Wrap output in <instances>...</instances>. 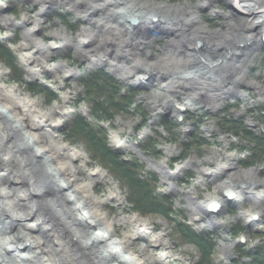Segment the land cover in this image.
I'll return each instance as SVG.
<instances>
[{
	"label": "rangeland",
	"instance_id": "obj_1",
	"mask_svg": "<svg viewBox=\"0 0 264 264\" xmlns=\"http://www.w3.org/2000/svg\"><path fill=\"white\" fill-rule=\"evenodd\" d=\"M135 1L141 4L131 9L120 3L103 25L117 22L134 28L142 21L145 24L134 29V34L116 36L119 46L110 47L111 56L105 57L101 49L110 44H100L107 33L83 13L64 3H52L42 17L41 36L43 43L60 47L46 60L47 68L61 64L64 72L51 74L37 63L33 69L40 75L36 77L22 60L25 28L16 26L6 33L1 21L5 16L33 20L40 2L0 0L5 3L0 15V50L14 62L0 53V69L5 72L2 84L15 87L48 113L56 107L67 111L54 135L84 156L87 167L81 181L85 182L87 172L103 174L92 191L102 200L101 214L114 224V237L131 231L122 220L138 217L148 223L147 234L131 241L133 251L157 257L163 250L150 240L163 234L170 253L167 264H198L202 258L185 242L193 236L212 240L211 256L204 255L208 264L213 260L215 264H253L254 260L261 264L264 161H253L264 156V45L244 41L249 34L240 28L242 15L224 0ZM157 6L163 9L152 10ZM157 17L164 24L154 20ZM135 18L137 23L130 26ZM55 31L61 34L58 39L50 36ZM87 34L99 45L92 52L77 46L79 37ZM198 36L204 44L195 41ZM113 51L119 60L113 58ZM135 58L149 59L151 67L134 68L137 78L130 74L122 78V73L137 65ZM107 79L116 82V93ZM129 96L133 98L126 106L129 113L112 110L110 105L121 106L120 99ZM80 118L102 130L107 147L117 156L103 154L79 139L73 125ZM225 118L241 122L250 137L243 133L235 137L233 131L219 127ZM257 141L262 153H256ZM227 181L249 190L228 198L218 188ZM110 189L117 197H107ZM210 193L217 194L222 208L211 217L204 207L195 219L194 205L201 206ZM225 248H229L226 257Z\"/></svg>",
	"mask_w": 264,
	"mask_h": 264
},
{
	"label": "bare ground",
	"instance_id": "obj_2",
	"mask_svg": "<svg viewBox=\"0 0 264 264\" xmlns=\"http://www.w3.org/2000/svg\"><path fill=\"white\" fill-rule=\"evenodd\" d=\"M38 1L40 8L35 19L22 17L20 20H12L5 16L1 21L6 33L16 26L25 28L21 45L22 60L36 77L40 75L38 70L33 69L37 63L45 66L46 71L51 74L64 70L61 64L47 68L46 60L60 47H56L55 43H43L41 36L42 17L52 3H64L63 5L78 11L77 13H83L103 33H107L106 39L100 44H110L101 49L104 57L111 56L110 47L119 46L120 40L116 36L122 33L134 34V29L145 24L142 21L134 28L118 26L117 22L103 25L120 3L130 6V9L140 6L141 3L135 0ZM224 1L233 11L242 15L240 28L245 30V34H249L244 41L264 45V2ZM150 7L148 9H152ZM4 8L5 3L0 2V15ZM160 9L163 7L157 6L152 10ZM130 14L134 16V13ZM131 20L128 24L134 26L137 19L135 18L136 23H131ZM154 20L164 24L159 17ZM29 22L30 27L26 28ZM60 35L57 31L50 33L54 39H58ZM201 38L198 36L195 41L204 44ZM65 43L73 42L67 40ZM85 43H89L87 47L90 48ZM77 46L81 51L92 52L94 46L99 45H94L93 37L87 34L84 38L79 37ZM118 51H122V48L119 47ZM174 51L172 48L171 52ZM112 54L113 58L120 59L115 56L114 51ZM174 56L179 59L182 57L178 53ZM134 61L137 65L129 73H122V78L129 74L131 78H137L134 68L142 67L146 70L151 67L147 58L141 61L135 58ZM4 75L5 72L0 69V264H167L170 253L166 251L168 244L163 234H155L150 240L151 244L164 251L157 257L141 256L130 248L134 238H143L147 234L148 223L145 220L138 217L122 220L121 223L130 225L131 231L120 238L114 237V224L101 214L102 200L94 196L92 191L95 182L103 180V174L99 171L87 172V181H81L87 167L84 156L78 150L61 144L60 138L54 135L61 123L59 119H65L67 111L58 107L51 113L42 110L36 101L24 96L15 87L2 84ZM74 161H80L81 165L75 166ZM241 185L227 181V184L220 183L218 188L224 190L225 195L231 193L230 198H234L249 190L248 186L244 189ZM107 197H117L115 190L110 189ZM222 206L217 194L210 193L201 206L198 203L194 205L193 217L196 219L204 207L214 217L213 213H218ZM185 242L191 243L202 257L204 251L199 248L198 243L193 242L191 236ZM228 249H224V257ZM213 261L211 264H215Z\"/></svg>",
	"mask_w": 264,
	"mask_h": 264
},
{
	"label": "trees",
	"instance_id": "obj_3",
	"mask_svg": "<svg viewBox=\"0 0 264 264\" xmlns=\"http://www.w3.org/2000/svg\"><path fill=\"white\" fill-rule=\"evenodd\" d=\"M0 53L2 54V56L4 58H8L11 63L13 64V60L11 59V57L7 54V52L2 49L0 50ZM105 74V73H104ZM106 75V74H105ZM103 75V76H105ZM106 83L108 84V86L110 88L114 89V93H116V88H118L116 82H114L113 80H105ZM88 90H90V88L92 87L91 85L86 86ZM36 91V90H35ZM131 93V92H129ZM132 97H127L126 99H120L122 105H116V104H112L110 105V107L112 108V110L116 113L121 112V113H129L128 108L126 107L131 101H132ZM221 124L219 125V127L224 128L226 127V130L229 131H233L232 136H237L240 133L244 134V137H246L248 139V137H250V135L248 134V131L244 130V127L242 125L241 122H235L232 121L231 119H224L220 122ZM220 128V129H221ZM73 131H75L77 134L79 135V139L81 138L82 140H84L85 142L89 143L90 145H94L96 146L103 154H108L109 156L114 155L117 156L116 153L112 152L108 147H107V142H106V137L104 135V133H102V130L99 129L97 126H92L89 122L84 121L83 119H79L77 120L74 125H73ZM200 140V139H198ZM260 146V142L257 141V143H255V148H256V153H262L260 152L261 150H263L262 148L259 147ZM258 161H264V156H256V159H254L253 162H258ZM122 163V162H121ZM122 166V165H121ZM149 192V191H148ZM147 195V192L145 194V196ZM166 200L169 201V198H166ZM151 203H155V205H158L155 201L151 202ZM161 206V203H160ZM185 234V233H184ZM186 235V234H185ZM188 236V235H186ZM192 240L195 243H198L199 248L204 251L203 255H202V260H200L201 264H208V258H206L204 255H206L207 257H210V253L212 252L213 249V243L212 240L209 238L206 239H195V237L192 236ZM209 254V255H208ZM254 259L257 260L256 256L254 257ZM260 259V258H259ZM256 261L254 260L253 264ZM234 264V263H233ZM261 264H264V258L263 261H261Z\"/></svg>",
	"mask_w": 264,
	"mask_h": 264
},
{
	"label": "water",
	"instance_id": "obj_4",
	"mask_svg": "<svg viewBox=\"0 0 264 264\" xmlns=\"http://www.w3.org/2000/svg\"><path fill=\"white\" fill-rule=\"evenodd\" d=\"M131 23H136V20H135V19H132V20H131ZM225 196H227L228 198H230L231 193H228V194L225 195ZM210 208H212V207L210 206Z\"/></svg>",
	"mask_w": 264,
	"mask_h": 264
}]
</instances>
